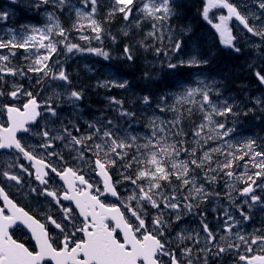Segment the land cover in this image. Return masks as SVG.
I'll use <instances>...</instances> for the list:
<instances>
[{
    "label": "snow or ice",
    "instance_id": "snow-or-ice-1",
    "mask_svg": "<svg viewBox=\"0 0 264 264\" xmlns=\"http://www.w3.org/2000/svg\"><path fill=\"white\" fill-rule=\"evenodd\" d=\"M18 2L19 0H11L13 5ZM81 4L83 8L91 5L87 13L81 9L76 10L79 19L89 22L87 29L91 35H86L84 26L79 23L73 24V29L80 33L81 40L89 44L92 40L102 42L105 29L95 19L97 0H81ZM27 6L46 12L48 23L42 28L25 27L19 33L9 29L11 38L8 39L0 36V50H9L7 55L0 53V77L9 74L27 79L29 73H35L37 85L45 77L62 81L67 90L68 101L73 110L78 112L77 102L83 99V92L71 90V80L60 63L59 56L52 61V56L58 52L57 45H63L67 53L90 52L105 60L110 58V54L103 48H82L71 43L68 31L57 19V12L62 13L66 7H73L71 0H28ZM180 7L179 0H111L105 19L111 20L120 15L130 27L137 29L141 27L142 21L151 22L150 31L132 46H124L123 56L129 62L136 58L134 49L139 47L145 51L151 49L157 57L163 54L169 70L175 71L181 67L199 68L207 60L192 55L187 60L176 57V61L172 62L169 56V52L178 53L182 47V40H172L171 37V21L174 17L178 18ZM221 7L228 10V15L220 16V23L214 27L225 46L236 53L241 51L234 44L235 37L227 26V21L232 17L239 21L247 33L259 39V43L252 42L255 48L261 49L264 46V0H258L261 11L251 14V24L227 0H206L204 19L208 20L212 9ZM9 16V11L0 10V23L7 22ZM209 22L211 23L210 20ZM123 35L128 36V31L125 30ZM166 35L169 40L167 49L163 46ZM109 38L113 42L116 40L114 36ZM15 49H24L26 52L34 49V59L30 60L26 71L9 66L10 58L15 56ZM40 49L45 52L40 54ZM258 55L264 60V50L258 52ZM25 59L30 58L26 56ZM49 61H52L51 65ZM252 71L259 84L264 86V67L253 66ZM2 83L3 80L0 79V84ZM97 86L123 89L127 87V81L105 79L98 81ZM175 87L176 92L161 94L155 105L149 96L142 97V103L149 108L154 106L162 114L153 115L149 123L151 132L144 137L130 135L112 118H99L95 122L85 123L82 131L74 120L65 122L59 116L53 106L55 102L39 103L36 95L22 84L13 85L7 92L0 91V96L7 95L15 101L26 98L22 104L23 111L14 104L5 105L8 127L0 125V150L14 151L16 160L7 166L8 170H0V176L19 186L20 177L13 169L32 176L33 172L29 168H34L35 180L44 185L41 195L52 197L61 214L60 222L50 215L46 220L64 236L60 246L54 247L45 224L18 208L5 192V187L0 186V204H3L0 207V264H44L46 258L55 261V264H210V261L215 264L225 254H235L237 264L241 261L244 264H264V254H253L250 257L239 254L241 247L245 253L253 252V246L264 253V233L249 236L241 232L243 222L251 219L244 207L264 208V144L247 140L242 142V147L241 142L233 145L229 138L233 135L234 127L228 124L229 116L238 118L248 116L255 110L264 111V96L249 101L252 108L245 104L241 109L235 101L230 103V98L221 96L214 81L207 83L199 78L180 80ZM213 95L217 99L214 100ZM109 104L119 110L118 119L132 125L135 113L125 109L122 100L112 97ZM40 109H43L45 117L50 118L42 125L36 123L42 115ZM194 111L199 113V123L191 120ZM166 113L174 115L169 119L163 115ZM185 124L191 127L190 140L184 130ZM31 125H36L35 132L31 131ZM21 131L40 138L35 147L26 148L22 145L16 135ZM186 144L190 146L186 147ZM57 147L68 149V154L74 161L88 164L93 172L103 178L104 191L112 196H117V192L110 182L109 170L119 161L122 174L130 173L123 175V179L131 184L132 195L120 206L103 203L99 199L100 189H96V195L91 194L93 185L84 175L78 174L79 169L67 166ZM86 154L89 157L87 160ZM48 157H56L62 167L58 170L52 163H46ZM245 157V163L239 164L238 161ZM18 160L28 162V167L17 163ZM234 162L235 167L245 169L239 176L233 171ZM53 176L67 184V190L61 196L55 190H49V180ZM221 176L226 178L228 187H232L236 181L242 182L243 186L236 192L243 199L237 205L231 193H227L228 207L221 206L219 211L216 208L210 209L214 219L218 221L216 228H210L207 221L208 210L203 205L209 199H221V193L212 189ZM76 182L81 186L79 190L75 187ZM32 191L35 192L36 189ZM61 200L75 201L78 213L65 207ZM233 206L239 219L233 214ZM121 208H124V212ZM125 212L134 223L125 218ZM78 216L82 219H78ZM189 216L196 219L199 229L192 232L179 230L180 222ZM18 220L31 230L38 250H29L24 243L12 238L9 230ZM146 220L149 222L146 223ZM110 221L115 223L110 224ZM118 230L123 234L122 239L117 235ZM220 232L226 235H219ZM77 233H81L83 239H77ZM170 237H174V240Z\"/></svg>",
    "mask_w": 264,
    "mask_h": 264
},
{
    "label": "trees",
    "instance_id": "trees-1",
    "mask_svg": "<svg viewBox=\"0 0 264 264\" xmlns=\"http://www.w3.org/2000/svg\"><path fill=\"white\" fill-rule=\"evenodd\" d=\"M1 1V0H0ZM190 1L189 6L186 4L178 9L179 14H183L185 17H174L171 21L173 31L171 33L172 40L179 38L182 40L181 51L178 53L169 52L172 62L176 61V57L187 60L192 55H197L194 48V39L196 35L191 30L187 31L186 26L195 24L197 19L194 17V12L197 10L195 6V0ZM7 5H13L11 0H2L1 3ZM71 3L78 7H83L81 0H71ZM28 5V0H19L15 6V17H9V19L16 23V25L24 26L29 21H39V12ZM111 0H97V12L95 19L105 29V33L102 34V42L92 40L89 44L87 41L80 39V33L73 29V24L79 23L84 26L85 34L91 35L90 30L87 29L88 21L79 19L74 13V9L66 7L64 11L57 12V18L63 27L69 33V40L71 43L80 45L82 48H103L108 51L110 58L105 60L102 56H97L90 52H76L67 53L63 45H58L57 54L52 56V61L59 56L60 63L66 70L71 80V90H78L83 92V99L77 102L83 111L91 118L94 114L101 113L105 117L115 120L117 117L118 109L114 106H110L109 99L115 97L117 100L123 101V107L129 111L135 113L136 120L143 119L144 107L142 105V97L149 96L152 99L153 104L161 94H168L176 92V83L180 80H192L198 75L195 73L196 68L181 67L175 71L169 70L166 67V61L163 54L159 57L149 49L145 51L142 48L136 47V58L129 62L123 56V48L125 45L132 46L135 41L141 39L144 34L151 30V22L142 21L139 29L130 27L128 23L123 21L120 15H116L111 20L105 19L107 12L110 10ZM91 5L86 8L90 10ZM135 15V9H134ZM186 19V22L184 20ZM187 24V25H186ZM191 29V28H190ZM128 31V36H124L123 32ZM186 30V31H185ZM204 30L202 29V33ZM109 36L116 38L113 42ZM150 43V41H149ZM165 49L169 46V40L167 35L163 41ZM15 55H18L20 50L15 49ZM213 51V59L210 64L209 61L205 65H202L200 70L203 72L204 80L208 83L215 82L216 87L220 88V91L226 89L231 92H237L234 94L235 101H243L242 97L246 91H253L254 93H262L264 86L260 85L258 80L253 74L252 67H264V60L255 62L253 65L249 64V59H244L233 50L224 51L213 46V50L205 48L206 53ZM207 60H210L208 57ZM89 61L91 64L99 66V71L96 74H88L84 71L80 64L81 62ZM108 66L105 71L104 68ZM212 66V67H211ZM103 70L105 73H110L108 80L116 79L115 81H127L126 88L112 87L110 89L98 87V81L105 80L102 76ZM55 71V69H53ZM56 83L58 80H52ZM64 86V82L60 81ZM233 89V90H232ZM239 97V100H238ZM182 111V109H181ZM199 119V120H198ZM119 120V125H127L126 121ZM192 121H200L199 114L193 112L191 116ZM199 123V122H196ZM247 124V122H245ZM254 123H256L254 121ZM139 123L136 122V125ZM187 125V124H185ZM252 129V128H250ZM251 132V130H249ZM188 134L187 139H191V127L186 128ZM186 147L190 145L186 144ZM121 166V164H120ZM134 170V169H133Z\"/></svg>",
    "mask_w": 264,
    "mask_h": 264
},
{
    "label": "rangeland",
    "instance_id": "rangeland-1",
    "mask_svg": "<svg viewBox=\"0 0 264 264\" xmlns=\"http://www.w3.org/2000/svg\"><path fill=\"white\" fill-rule=\"evenodd\" d=\"M248 4L250 5V11L248 12V14H247V16L248 17H251V14L252 13H259L261 10L258 8V2L256 1V0H252V1H250V2H248ZM252 6L254 7V6H256V7H254V8H252ZM46 23H48V21H47V14H44L43 16H42V18H41V23L40 24H28L27 25V27H32V26H34V27H37V28H42V27H44V25L46 24ZM2 23H0V36H3L4 38L5 37H7V36H9L10 38H11V36L9 35V29H5L4 31H3V29L2 28H5V26L4 25H1ZM16 30V32H17V29H15ZM23 32V31H22ZM7 33V34H6ZM17 39H18V37H17ZM44 49H40V54H43L44 53ZM8 52L9 51H7V50H5V49H3V50H0V53H2V54H4V55H7L8 54ZM34 52V49H31L30 51H28V52H26V51H24V56H28L30 59H25L24 58V62L26 63V61H30L31 59H34V57L32 56V53ZM12 62V59L10 58V61H9V63H11ZM14 68V67H13ZM37 75V74H36ZM35 75V76H36ZM42 75V74H41ZM35 77H31V80H33ZM2 79H4V77H2ZM204 80V79H203ZM206 82V81H205ZM13 85H14V83H12ZM48 87V92H46V94H45V96H46V98L45 99H49V100H54V102L56 103V104H59V103H62L63 102V99H62V95L61 94H59L58 93V88H55V87H53V88H50L49 86H47ZM50 88V89H49ZM68 100V99H67ZM51 103V102H50ZM1 107H2V105H0ZM65 108H67L68 110H70L71 109V104H70V102L69 101H66L65 102ZM59 114V116L66 122V119H65V117H64V115L62 114V113H58ZM156 115H160V114H156ZM143 133H145L146 134V132L145 131H142ZM142 132H139L138 134H139V136L138 137H144L145 135H143L142 134ZM60 154H62V152H60ZM7 160L8 161H6L7 163H9V164H12V162L14 161V159H12V157H10V156H8L7 157ZM241 171H242V173L245 171V169L243 168V169H241ZM25 178V177H24ZM227 189V188H226ZM125 192H126V198L127 197H129V196H131L132 195V189H130L129 191H127V188L125 189ZM220 192V191H219ZM223 192H225V190L223 191ZM222 193V192H221Z\"/></svg>",
    "mask_w": 264,
    "mask_h": 264
},
{
    "label": "flooded vegetation",
    "instance_id": "flooded-vegetation-1",
    "mask_svg": "<svg viewBox=\"0 0 264 264\" xmlns=\"http://www.w3.org/2000/svg\"><path fill=\"white\" fill-rule=\"evenodd\" d=\"M52 162L54 163V162H56V161H55V160H52ZM78 189H79V187H78ZM25 207H26L30 212H33V211H32L31 209H29L27 206H25ZM117 235H118L119 238H121V236H120L119 234H117ZM81 237L83 238V235H82L81 233H77V234H76V238H77V239H82ZM121 239H122V238H121ZM194 250H195V249H194Z\"/></svg>",
    "mask_w": 264,
    "mask_h": 264
},
{
    "label": "bare ground",
    "instance_id": "bare-ground-1",
    "mask_svg": "<svg viewBox=\"0 0 264 264\" xmlns=\"http://www.w3.org/2000/svg\"><path fill=\"white\" fill-rule=\"evenodd\" d=\"M2 1V0H1ZM10 1V0H9ZM6 3V2H5ZM233 90V89H232Z\"/></svg>",
    "mask_w": 264,
    "mask_h": 264
}]
</instances>
